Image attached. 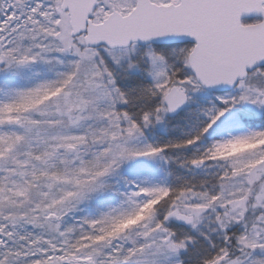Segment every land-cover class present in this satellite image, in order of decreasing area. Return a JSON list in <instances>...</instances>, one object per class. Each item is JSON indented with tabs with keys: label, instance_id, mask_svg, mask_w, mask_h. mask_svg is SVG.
I'll list each match as a JSON object with an SVG mask.
<instances>
[{
	"label": "snow or ice",
	"instance_id": "obj_1",
	"mask_svg": "<svg viewBox=\"0 0 264 264\" xmlns=\"http://www.w3.org/2000/svg\"><path fill=\"white\" fill-rule=\"evenodd\" d=\"M0 264H264V0H0Z\"/></svg>",
	"mask_w": 264,
	"mask_h": 264
}]
</instances>
